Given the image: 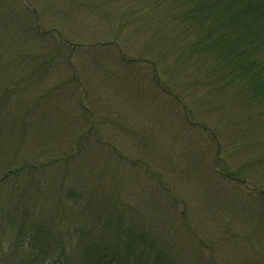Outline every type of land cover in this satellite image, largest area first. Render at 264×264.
Instances as JSON below:
<instances>
[{"label": "rangeland", "instance_id": "1", "mask_svg": "<svg viewBox=\"0 0 264 264\" xmlns=\"http://www.w3.org/2000/svg\"><path fill=\"white\" fill-rule=\"evenodd\" d=\"M30 1L41 30L56 31L28 41L27 23L37 35L36 18L27 21L23 0H0V171H14L18 160L43 161L34 175L40 183L78 193L64 210L36 203L53 216L54 237L65 232L61 220L80 232L86 224L93 236L110 216L187 264H264V115L246 121L248 102L225 82L183 94L163 72L159 78L171 90L164 91L142 59L152 37L135 39V23L113 42L111 15L82 13L65 0ZM118 1L112 8L120 18L133 0ZM59 32L74 46L61 47ZM57 46V63L44 67L37 53ZM164 49L156 44L152 53ZM176 94L194 116H184ZM13 114L21 118L16 133L2 121ZM190 119L211 126L217 141ZM20 178L11 176L6 189L20 190ZM30 205L34 217L45 212ZM7 254L0 252L11 264L27 258Z\"/></svg>", "mask_w": 264, "mask_h": 264}, {"label": "trees", "instance_id": "2", "mask_svg": "<svg viewBox=\"0 0 264 264\" xmlns=\"http://www.w3.org/2000/svg\"><path fill=\"white\" fill-rule=\"evenodd\" d=\"M65 1L69 6L84 11L82 13L96 11L100 17L103 15L108 19V15H111L110 20L116 32L113 34L115 39H111L113 42L119 43L117 31L121 32L128 24L135 23L137 26L135 33L140 35L134 34L135 39L139 40L140 36L146 37L150 33L153 40L150 38L145 43L141 51L142 59L153 66L154 80L164 91L171 90L159 78L163 72L173 76L176 85L183 88V94L191 87L218 86L225 82V87L235 86L238 89L241 102H248L246 121L256 122L264 115V0H133L128 9H122L120 18L114 16L116 10L112 8L118 0ZM27 2L34 7L30 0ZM24 7L30 14H27V21L28 18L34 21V12L26 4ZM36 13V30L39 34L32 37L30 28L33 23L31 26L28 21L26 27L27 40L31 42L35 37H51V32L56 31L41 30L37 10ZM59 34L61 47L74 46L61 35L63 33ZM156 44L163 46L164 52L152 53ZM60 50L59 46L49 52L48 49H42L37 56H43L45 62L42 65L48 67L57 63ZM120 55L123 59L121 51ZM180 96L176 94L175 98L180 100ZM184 101L179 102L184 108V116L190 118L194 116L189 111L191 104ZM13 116L2 121L11 124L10 132L16 133L15 126L20 127L21 118L16 114ZM189 123L205 134L209 133L210 142L217 141V132H213L212 127L205 122L190 119ZM68 156L65 159H69ZM20 162L14 171H0V252L22 253L27 258L20 264H187L185 260H178L163 249L157 240L149 239L147 233L132 231L127 227L129 221L124 226L123 222L111 220L110 216L108 221L104 218L103 230L98 228L93 236L92 227L85 224L83 228L87 231L80 232L76 226L72 228L68 220H61L59 223L65 232L63 235L57 232V237H54L56 231L53 223L56 222L53 216H48L47 209L42 204L36 206V203L41 200L46 205L55 203L58 209L64 210V204H68L65 200L70 204V199L80 196L76 190L72 194L67 192L68 189L64 192L57 190L59 187L50 190L40 183V179L34 175L39 172L38 167L43 161L18 160L16 164ZM53 164L59 166L57 162ZM227 174L231 175L232 172ZM11 176L15 178L13 182L21 177L17 182L22 184L20 190L13 192L11 188L6 189V182ZM54 197L58 201L51 200ZM28 203L45 212H40V217L32 216L27 209ZM74 204L83 208L87 205L77 201ZM94 205L99 207L103 204L94 202ZM62 221L68 222L67 227ZM78 232L79 236H76ZM4 239L7 240L6 248L1 245ZM53 255H56L55 259L51 257ZM4 257L0 256V264L12 263Z\"/></svg>", "mask_w": 264, "mask_h": 264}]
</instances>
